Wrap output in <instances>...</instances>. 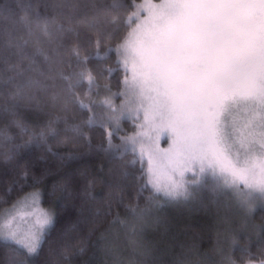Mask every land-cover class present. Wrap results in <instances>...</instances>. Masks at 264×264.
<instances>
[{"label": "snow or ice", "instance_id": "obj_1", "mask_svg": "<svg viewBox=\"0 0 264 264\" xmlns=\"http://www.w3.org/2000/svg\"><path fill=\"white\" fill-rule=\"evenodd\" d=\"M20 8L24 12L20 22L31 31L34 12L37 27L50 39L55 16L49 18L48 11L67 14V27L57 23L55 34L59 47H66L68 67L74 59L76 68L67 75L58 69L64 62L58 50L55 58L40 48L26 56L13 45L9 26H0V35L9 37L0 43V97L8 100L0 105V120L10 121L21 135L30 133L23 143L13 144L14 137L0 129L3 162L16 161L20 151L30 147L50 153L61 166L94 151L119 149L121 157L129 153L130 163L139 165L137 187L128 202L121 192L107 204L104 215L112 219L99 236L106 264L108 260L147 264L142 258L151 256L152 250L143 233L153 214L164 204L187 202L205 190L216 198L218 222L225 225L228 250L218 249L221 264H237L231 249L239 243V233H264V0H57L43 5L42 21L39 4L28 0ZM13 16L9 12L4 19L15 24ZM13 47L15 53L10 51ZM111 54L117 67H106L98 77L89 62ZM117 71L122 78L113 91L109 81ZM34 87L44 92L59 87L52 101L62 100L65 113L75 106L87 113V119L70 124L67 115L48 118L40 101L26 91ZM27 113L43 118L45 125L39 130L32 127ZM125 122L131 131L123 127ZM61 123L62 131L72 135L61 136L56 127ZM92 126L102 127L105 137L95 148L84 131ZM81 137L88 144L84 153L53 150L54 144H70ZM113 137L120 143H113ZM162 142L167 147H161ZM8 144L12 147L5 148ZM20 168L19 179L0 195V241L11 252L6 264H29L39 257L56 222L55 210L43 205L42 184L51 169L45 166L37 174L27 163ZM93 184L88 180L83 187L85 202L95 200ZM51 188L53 194L69 198L74 194L70 177ZM85 222L91 234L99 227V213ZM120 228L125 230L126 246ZM243 249L252 257L248 264H264V248L259 256L247 244ZM63 254L67 258L66 249ZM175 264L185 262L177 258Z\"/></svg>", "mask_w": 264, "mask_h": 264}, {"label": "trees", "instance_id": "obj_2", "mask_svg": "<svg viewBox=\"0 0 264 264\" xmlns=\"http://www.w3.org/2000/svg\"><path fill=\"white\" fill-rule=\"evenodd\" d=\"M27 2L28 0H0V13H2L0 15V26H9L13 45H19L26 56H32L35 50L40 48L55 58L54 50H58L60 53L59 59L64 62L57 67L62 69L66 75L70 74L76 68L75 60H72V67L69 68V56L67 55L66 47H59L60 41L55 34L57 23H64L67 27V14L57 15L51 10L48 11L47 15L49 18L55 16V21L50 23L49 26V31L53 34L50 39L37 27V17L34 12L30 13L33 21L31 31L20 22L19 18L24 15L20 4ZM31 2L40 5V20L42 21L45 16L43 5L57 2V0H31ZM101 2L110 3L111 0H97V3ZM136 2L139 3L140 0H136ZM9 12L14 13L12 19L16 21L15 24H12L10 20L4 19ZM8 38V36L0 35V43ZM25 41L27 42L26 44ZM64 43L67 46L70 40L66 39ZM111 43L115 45L117 41L113 40ZM10 51L15 53L16 48L13 47ZM17 59L18 57L15 55L12 56L13 62H16ZM36 59L38 61L42 60L41 57H36ZM24 66L27 67V61L24 62ZM89 67L99 77L100 72L106 67H117L116 56L111 54L109 58L103 61L91 60ZM30 75L36 76L35 73ZM103 75L106 76L107 72L104 71ZM121 78L122 73L119 71L112 74L109 82L113 91L119 89ZM103 82L101 78V83ZM48 83L50 84L51 82L49 81ZM60 83L57 80V85ZM26 91L40 101L48 118H54L56 115H67L70 124H80L87 119V113L78 110L75 106H71V110L65 113L62 111V100H57L55 103L52 101V95L60 92L59 87H49L46 92L39 90L38 87L26 89ZM27 120L37 130L46 123L43 118L37 119L32 113H27ZM56 127L61 130V136L72 135L62 131L63 123L56 125ZM123 127L131 131V127L127 122L123 124ZM4 128L14 137L13 144L23 143L30 135V133L21 135L19 129L12 125L10 121L0 120V129ZM84 131L88 133L93 148L105 142L102 127H85ZM123 134L122 132L121 135ZM113 143L119 144L120 140L113 137ZM4 147L11 148L12 144L4 145ZM87 147V141L81 137L70 144H54L53 150L60 153L69 151L84 153ZM119 152V149L109 153L94 151L90 155L84 156L79 160L69 161L62 166L54 160L50 153L35 147L22 149L18 159L12 163H4L2 158H0V195L7 193L11 181L19 179L21 173L20 164L27 163L29 168L37 174L45 166L51 169L50 174L45 177L42 184L45 189L43 203L55 210L56 222L49 233L48 242L44 245L40 256L32 258L29 264H45V262L47 264H106V257L100 249L99 236L101 232L108 228L109 221L112 219L111 216L104 215L107 204L110 200L113 202L117 200L121 192L126 198L125 202H128V199L134 196L135 188L137 187L135 177L138 175L139 170L138 164L132 165L130 163L133 159L131 154L125 153L121 157ZM41 156H44L45 159H40ZM81 172L84 173L83 176L80 175ZM69 177L71 178L73 196L69 198L60 192L53 194L52 184ZM88 180L94 182L91 191L95 200L91 202H85L87 197L81 194ZM28 183L30 184L31 180ZM25 190L27 191L28 189ZM7 196L9 199H15L10 193ZM217 209L216 198L207 190L197 193L195 198L187 202L167 203L159 208L150 218L149 226L146 227L143 233L144 242L152 250V258L155 264H175L177 258H181L182 254L186 253L190 248H196L201 253H206L215 247L228 250V241L224 239L223 235L225 225L218 222ZM115 211L116 207L114 206L113 215H115ZM119 211L122 217L127 215L123 207H119ZM97 213H99L100 217L99 227L90 234L88 224L85 221H91ZM219 215H223L222 211ZM256 219L259 223V215H257ZM119 230L121 243L126 246L125 230L123 228ZM238 239L239 243L231 249V254L237 264H248V260L252 258L249 252L243 249V245L247 244L250 252L257 254V256H259L260 249L264 248V233L249 234L240 232ZM80 247L85 249L83 253L78 252ZM65 249L68 253L67 258L63 254ZM10 255L11 252L8 247L0 241V264H6ZM125 255H128L127 251ZM108 264H110V260H108Z\"/></svg>", "mask_w": 264, "mask_h": 264}, {"label": "clouds", "instance_id": "obj_3", "mask_svg": "<svg viewBox=\"0 0 264 264\" xmlns=\"http://www.w3.org/2000/svg\"><path fill=\"white\" fill-rule=\"evenodd\" d=\"M8 103L7 97H0V105ZM219 247L210 249L206 253L199 252L196 248H190L186 253L182 254L181 259L185 264H221V254ZM147 264H153L154 260L152 255L147 258Z\"/></svg>", "mask_w": 264, "mask_h": 264}, {"label": "rangeland", "instance_id": "obj_4", "mask_svg": "<svg viewBox=\"0 0 264 264\" xmlns=\"http://www.w3.org/2000/svg\"><path fill=\"white\" fill-rule=\"evenodd\" d=\"M161 147H167V144L164 143V142H162V143H161ZM43 205H44V207H48V206H46L44 203H43Z\"/></svg>", "mask_w": 264, "mask_h": 264}]
</instances>
